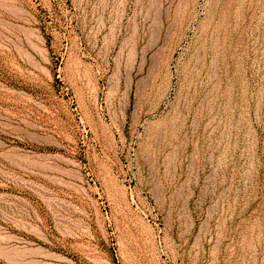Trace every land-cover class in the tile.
Here are the masks:
<instances>
[{
  "label": "rangeland",
  "instance_id": "374dc122",
  "mask_svg": "<svg viewBox=\"0 0 264 264\" xmlns=\"http://www.w3.org/2000/svg\"><path fill=\"white\" fill-rule=\"evenodd\" d=\"M0 264H264V0H0Z\"/></svg>",
  "mask_w": 264,
  "mask_h": 264
},
{
  "label": "bare ground",
  "instance_id": "6f19581e",
  "mask_svg": "<svg viewBox=\"0 0 264 264\" xmlns=\"http://www.w3.org/2000/svg\"><path fill=\"white\" fill-rule=\"evenodd\" d=\"M27 249H28L27 247L18 246V245L12 247L14 255L22 256V257L29 256Z\"/></svg>",
  "mask_w": 264,
  "mask_h": 264
}]
</instances>
